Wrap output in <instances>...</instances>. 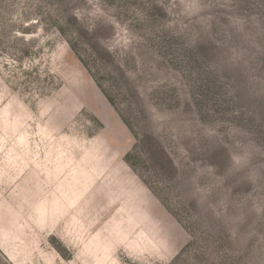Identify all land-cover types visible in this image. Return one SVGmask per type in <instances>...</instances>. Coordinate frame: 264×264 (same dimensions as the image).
Returning <instances> with one entry per match:
<instances>
[{
	"label": "rangeland",
	"instance_id": "rangeland-1",
	"mask_svg": "<svg viewBox=\"0 0 264 264\" xmlns=\"http://www.w3.org/2000/svg\"><path fill=\"white\" fill-rule=\"evenodd\" d=\"M0 264H264V0H0Z\"/></svg>",
	"mask_w": 264,
	"mask_h": 264
}]
</instances>
